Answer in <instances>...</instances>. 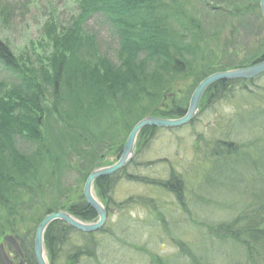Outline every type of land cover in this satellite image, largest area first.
Here are the masks:
<instances>
[{"label":"trees","instance_id":"1","mask_svg":"<svg viewBox=\"0 0 264 264\" xmlns=\"http://www.w3.org/2000/svg\"><path fill=\"white\" fill-rule=\"evenodd\" d=\"M77 1L79 14L69 25L53 18L46 23L44 53L36 57L17 55L0 37V69L9 79L0 81V241L13 233L26 264H38L36 229L30 222L37 228L48 213L60 209L86 222L98 220L85 200V181L93 169L121 155L140 120L182 118L203 79L264 61L260 0ZM96 15L116 31V61L100 52L96 35L85 29ZM263 77L213 84L193 120L209 103H232L239 93L248 96L206 144L211 167L198 186L199 204L210 210L204 207L212 200L228 218L210 220L201 229L215 241L208 246L217 258H211L214 251L208 246L197 258L191 247L181 244V251L193 255L190 264H222L221 259L233 256L230 246L234 264H264V105L252 102L248 88L257 87ZM158 129L150 126L140 132L136 155ZM23 140L31 144L30 151L20 150ZM134 163L135 159L119 173L96 181L95 192L108 207L123 176L152 191L172 193L184 212L189 211L186 181L176 174L169 181H156V174L150 177L140 167L129 172ZM155 222L165 229L163 221ZM48 227L45 247L51 264H62L64 258H69L66 264H82V257H96L94 234L78 232L60 220ZM72 235L81 236L83 244L74 243ZM189 253L180 259L189 262ZM238 254L241 259L236 260Z\"/></svg>","mask_w":264,"mask_h":264},{"label":"rangeland","instance_id":"2","mask_svg":"<svg viewBox=\"0 0 264 264\" xmlns=\"http://www.w3.org/2000/svg\"><path fill=\"white\" fill-rule=\"evenodd\" d=\"M196 8L203 9L199 5ZM78 14L77 0H0V37L10 44L17 55L36 57L37 54L44 53L46 23L53 18L58 23L69 25L71 19ZM208 20L212 21L211 17ZM87 22L85 29L88 33L96 35L100 52L116 61V50L119 46L116 31L103 16L96 15ZM3 80H9L8 75L0 69V81ZM256 83L257 87L251 84L248 87L252 90L251 94L253 93L251 100L263 106L264 77ZM247 99L246 94L239 93L232 103L225 100L209 103L207 106L210 107L193 123L182 128L158 130L148 145L143 146L141 152L135 155L136 163L131 166L129 172L134 170L132 167H136L137 170L140 167L143 169L142 173L150 177L156 174L158 177L168 179L171 173L185 176L188 192L185 191L184 195L186 208L189 211L181 210L173 196L165 192H160V196L156 192L152 194L151 190L141 182L137 183L134 179L129 181L121 176L118 179L120 182L113 190L107 225L95 234L97 255L92 261L90 257H82V264H156L158 261L167 262L168 259L177 261V264H190L192 260L194 263L193 255L189 252V262L179 259V253L188 254L187 251H181V244L191 247L197 258L205 254L203 248L209 244L213 246L215 241L207 238V231L201 230L204 227L203 223L208 224L210 220L226 221L228 218L226 211L216 207L212 200H209V205L204 207L210 210H204L200 206L198 186L208 167H211L208 164L211 155L206 144L216 138L217 132L225 128L226 120L235 114L239 106L245 105ZM249 107L256 108V105L250 103ZM31 149V144L24 140L20 144L22 152ZM196 192H198L196 195H190ZM150 195L151 199L144 198ZM201 195L204 196L203 193ZM153 196L156 200L152 198ZM213 197L220 198L218 195ZM206 198L211 199L209 196ZM160 210L163 211V215L160 214ZM155 221H163L162 225L165 229L155 225ZM194 221L199 222L197 227ZM34 226L35 224L30 222L29 227L33 229ZM6 227L10 225L7 224ZM72 241L83 244L81 236H73ZM229 252L233 256L230 260L221 259L222 264L235 263L233 260L235 254L231 246ZM217 254L214 251L211 258H217ZM239 259H241L240 254L236 260ZM68 260L69 258H64L62 264H66ZM171 264L175 263L171 262Z\"/></svg>","mask_w":264,"mask_h":264},{"label":"water","instance_id":"3","mask_svg":"<svg viewBox=\"0 0 264 264\" xmlns=\"http://www.w3.org/2000/svg\"><path fill=\"white\" fill-rule=\"evenodd\" d=\"M261 14L264 18V0H260ZM264 74V62L259 64H254V66L244 67V69H233L232 71H222V73H216L212 76L204 79L201 84L194 90L191 96L190 106L187 114L178 119H164L155 118L153 116L146 117L137 123L132 131L129 133L128 139L124 145L123 152L120 156V160L115 164L109 165V167H99L89 174L86 184L84 186V196L86 202L91 206L96 213L99 215V220L96 222L86 223L79 220L76 216L72 215L70 212L64 210H59L57 213H49L47 217L37 226V231L35 234V258L38 264H49V259H47V252L44 246L45 233L48 230V226L54 221L61 220L68 226H71L77 231H81L86 234H91L100 231L106 224L107 213L104 205L99 202L94 192V184L96 180L103 177H110V175L120 172V170L126 167L130 161H132L135 156V145L138 140L140 132L146 127H157V128H181L182 126L188 125L193 119L198 115L201 100L206 90L217 82H223L227 80H238V79H254L256 76ZM15 250L16 254L20 256V263L24 264V253L20 247L18 239H15L13 235H6L4 237V243L0 244V264H15L13 260L10 259L8 251L5 249V243Z\"/></svg>","mask_w":264,"mask_h":264},{"label":"bare ground","instance_id":"4","mask_svg":"<svg viewBox=\"0 0 264 264\" xmlns=\"http://www.w3.org/2000/svg\"><path fill=\"white\" fill-rule=\"evenodd\" d=\"M252 66H254V65H252ZM208 173H209L208 171L205 172V174H204V176H203V177H204V178H203V181H205L206 175H207ZM180 178H181V181H186L185 176H184V177H183V176H180ZM204 190H205V189H204ZM182 257H183V253H182V254L179 253V259L182 258ZM177 258H178V257H177ZM177 258H176V259H177ZM167 261H168L170 264H171V262L177 264V263H176L177 261L174 262V260H173V261H170V259H168Z\"/></svg>","mask_w":264,"mask_h":264}]
</instances>
